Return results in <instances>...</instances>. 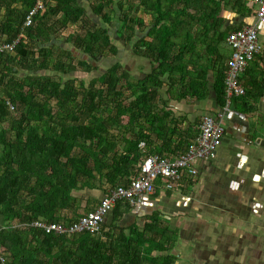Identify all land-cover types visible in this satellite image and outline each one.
<instances>
[{
	"label": "trees",
	"instance_id": "1",
	"mask_svg": "<svg viewBox=\"0 0 264 264\" xmlns=\"http://www.w3.org/2000/svg\"><path fill=\"white\" fill-rule=\"evenodd\" d=\"M37 1L0 0V41L18 38L11 51H0V124L9 121L0 128V264H173L168 251L178 231L157 211L141 227L114 225V234L45 232L30 223L42 218L70 225L94 209L88 206L94 198L81 206L72 190L126 184L139 171L141 140L161 156L184 151L194 138L179 129L167 102L203 99L211 73L215 100L224 104L229 31L221 29L219 13L222 3L240 13L249 9L239 0H40L24 26ZM145 19V34L131 46L149 60L142 77H132L119 60L88 82L62 76L91 72L105 57H115L118 46L109 28L119 23L116 30L127 44ZM63 34L64 43L86 59L51 42ZM18 70L25 74L18 76ZM163 87L167 99L160 96ZM131 208L116 201L112 220Z\"/></svg>",
	"mask_w": 264,
	"mask_h": 264
},
{
	"label": "crops",
	"instance_id": "2",
	"mask_svg": "<svg viewBox=\"0 0 264 264\" xmlns=\"http://www.w3.org/2000/svg\"><path fill=\"white\" fill-rule=\"evenodd\" d=\"M245 6L249 10L240 13L233 6L222 3L219 13L223 18L221 29L228 32L244 25L255 26L258 39L264 44V22L259 23L255 16L256 5ZM148 61L147 58L137 56L134 66L141 64L148 67ZM262 69L264 52L247 63L240 76L245 94L233 97L229 110L223 116L227 123L223 136L228 139L222 143V136L214 155L196 161L198 173L195 178L174 189H164L159 185L154 193L140 195L134 204L129 203L132 208L118 220H112L111 209L105 215L100 232L114 234V225L128 227L136 224L141 227L145 216L157 211L163 222L178 231L175 246L168 251L175 256L173 264H263L264 83L256 82L260 77L264 78ZM148 71L149 67L145 73ZM246 80L255 84L246 87L243 84ZM209 82V91L199 101L200 105L193 98L170 99L167 102L172 117L178 121L177 126L187 132L189 141L198 132L201 116L204 113L214 114L220 109L211 84V73ZM162 98L167 99L165 90ZM151 139L161 142L156 136ZM172 139H176V135ZM138 148L142 152L141 160L146 154H154L145 141L141 140ZM174 154L169 153V156ZM107 187L104 184L95 189H73L72 195L84 202H87L88 197L94 198V203L88 202L92 209L105 194ZM189 188H193V192ZM164 191H174L175 194L168 196L162 193ZM200 235L206 236L205 243L201 245L198 238ZM102 238L105 239L104 236ZM203 247L210 251L204 253ZM156 254L160 252L152 251V255Z\"/></svg>",
	"mask_w": 264,
	"mask_h": 264
},
{
	"label": "built area",
	"instance_id": "3",
	"mask_svg": "<svg viewBox=\"0 0 264 264\" xmlns=\"http://www.w3.org/2000/svg\"><path fill=\"white\" fill-rule=\"evenodd\" d=\"M247 5H256L255 16L259 23L264 22V0H239ZM42 4L37 1L35 7L25 16L24 26L31 24L33 15ZM229 46V56L225 63L224 98L225 102L214 114L204 113L198 123V132L190 145L182 152L172 156L146 154L138 163L137 174L127 184L107 187L105 194L99 199L94 209L79 217L70 224L49 222L39 218L31 221L30 225L43 229L45 232L75 233L83 230L99 233L105 215L113 208L118 200L134 204L137 197L154 193L161 185L164 189H174L184 185L197 175L196 161L214 155L220 145L224 133L222 120L229 110L233 97L245 93L240 82V76L247 63L257 54L264 52V44L258 39L257 29L252 25H244L239 29L230 30L226 36ZM18 38L12 42L0 41V51L12 50ZM157 181L159 184L157 185ZM0 261L3 258L0 256Z\"/></svg>",
	"mask_w": 264,
	"mask_h": 264
},
{
	"label": "rangeland",
	"instance_id": "4",
	"mask_svg": "<svg viewBox=\"0 0 264 264\" xmlns=\"http://www.w3.org/2000/svg\"><path fill=\"white\" fill-rule=\"evenodd\" d=\"M38 2H40V4H41L40 0H38ZM88 15H89V18L91 20H97V18H98L95 14L92 13V11L88 12ZM146 21L147 20L145 19V23H146ZM118 24L119 23L116 22L115 27L113 26V27L109 28V30L112 32V37L111 38L113 39V42H115L116 45L118 46L117 55L115 57L107 56L104 59H102L99 63H97L98 68H96L95 70H92L91 72L73 71V72H70L69 74H66V75H64V74L62 75V73H59V72L56 73L55 71H48V70L47 71L41 70L40 72L43 73V74L48 73V74H51V75H54V76L59 74V75H62L63 77H66V76L74 77V78H76V81H75L76 83H78L79 80H81V79H83L85 82H88L93 77L101 78L102 72L107 67H109L114 61L119 60L120 62H122V64L127 69L132 67V69L130 68L131 71L129 69V71L131 72L132 77H134V78L142 77L144 75L145 71H147L149 66L145 67V66H142L141 64H139L138 66H134V63L137 60V56L132 52V47L131 46H132L133 41L135 40V38H137L138 35L141 36V35L145 34V32L147 30L148 22L146 23L145 27L140 28L141 30L137 28L136 33H135L136 36L133 37L129 41V43H127V44H125L121 40V38H120L122 36L121 32L119 33L116 30V27L118 26ZM20 35H19V37H20ZM63 36H64V34L60 35V36H57V37L53 36L51 38V42L55 43L56 46L61 47V49L69 47L68 44L64 43V37ZM69 48H71V50L73 51L74 57L76 59L77 58L78 59H83V58L86 59L87 58L86 55L80 54L77 50L73 49L72 47H69ZM9 51H11V50H9ZM87 60L90 61L89 58ZM138 63H140V62H138ZM148 63H149V61H148ZM24 74H25V72L23 70H18V72H17L18 76H22ZM164 90H165V87H163L161 89V95H160L161 97H162V94L164 93ZM199 101H201V100H198V102H197L198 105L201 104V102H199ZM224 119H226V117ZM224 119L222 120V125H223L224 128H226L227 123L225 122ZM8 125H9V121H4L2 124H0V128L1 127L7 128ZM225 137L226 136L224 135L222 143L226 142V140L228 139L227 137L226 138ZM218 148L219 147H217L216 150H218ZM103 183L105 184V182H103ZM188 190L193 192V188H191V189L189 188ZM173 192L174 191H172V192L171 191H169V192H165L164 191L162 193L169 196V195H174L175 193H173ZM85 204H87V202L81 201V206H83ZM90 205H91V203H90ZM90 205H88V206H90ZM15 221L17 222V220H15ZM261 234H263V232ZM198 238H199V245H201V243H205L206 236L200 235V236H198ZM263 241H264V238H262V242ZM261 248L264 250V243H263V246ZM208 251H210V250L207 249V248H204V253H207ZM262 254H263L262 263L264 264V253H262ZM204 256H205V254H204ZM248 264H250V263H248Z\"/></svg>",
	"mask_w": 264,
	"mask_h": 264
}]
</instances>
